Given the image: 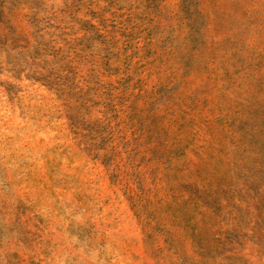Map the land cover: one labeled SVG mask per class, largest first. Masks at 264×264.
<instances>
[{"label": "rangeland", "instance_id": "374dc122", "mask_svg": "<svg viewBox=\"0 0 264 264\" xmlns=\"http://www.w3.org/2000/svg\"><path fill=\"white\" fill-rule=\"evenodd\" d=\"M0 264H264V0H0Z\"/></svg>", "mask_w": 264, "mask_h": 264}]
</instances>
